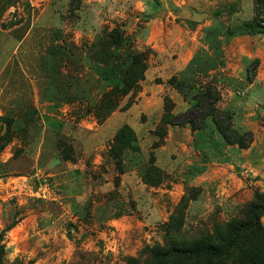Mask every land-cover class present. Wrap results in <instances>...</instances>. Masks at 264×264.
<instances>
[{
    "label": "rangeland",
    "instance_id": "rangeland-1",
    "mask_svg": "<svg viewBox=\"0 0 264 264\" xmlns=\"http://www.w3.org/2000/svg\"><path fill=\"white\" fill-rule=\"evenodd\" d=\"M41 1L0 0L4 264H154L156 246L221 244L229 225L248 217L255 193H264V35L226 41L224 53L211 59L213 65L204 67L195 80L200 93L208 86L217 88L220 110L228 106L235 111L230 128L245 140L251 134V166L236 162L232 168L245 176L247 186L225 200L220 180L212 182L210 193L202 192L184 183L190 171L161 151L155 163L163 170L162 182H143L154 147L148 133L143 136L146 149L140 147L141 134L129 130L136 138L131 148L118 157L109 153L111 146L121 144L96 130L101 124L98 112H107L106 104L115 111L134 105L142 92L141 65L132 75L134 89L124 86V77L134 55L145 57L149 66L154 52L124 23H81V11L91 18L92 9H82L78 0H50L48 6ZM229 2L214 0V10ZM237 2V11L223 13L214 23L219 33L223 28L216 25L237 19L264 22V0ZM206 11L202 23L214 17ZM120 27L129 41L116 48L112 33ZM220 73L223 86L218 83ZM147 117L142 123L122 114L112 126L129 123L137 132L152 127L155 142L164 141L165 121L155 116L148 122ZM232 159L238 160L236 154ZM217 173L231 180L225 169ZM261 220L264 224V215ZM168 264L209 261L171 259Z\"/></svg>",
    "mask_w": 264,
    "mask_h": 264
},
{
    "label": "crops",
    "instance_id": "crops-1",
    "mask_svg": "<svg viewBox=\"0 0 264 264\" xmlns=\"http://www.w3.org/2000/svg\"><path fill=\"white\" fill-rule=\"evenodd\" d=\"M78 1L81 2L82 9H92L89 11L91 18L85 11H81L85 14H80L81 23L89 20L94 23L105 22L111 25L124 23L125 28L131 30L132 33L135 32V37L143 46L149 47L154 52L152 54L154 58L149 63L145 79L141 82V97L128 109L115 111L96 128L102 136L110 137L112 141L123 126H131L129 123H125L118 129H113V123L122 114L127 115V118L133 117L134 120L142 123L147 122L143 121L145 115L149 118L148 122L155 116L161 121L166 97L171 98L174 102L173 112L175 114L184 113L190 109L198 100L196 95L199 92L196 87H199V84H196L195 80L204 67L213 65L211 59H215L216 56L218 58L221 53H224L227 41L226 30L228 25L233 22L216 25L217 28L222 26L223 30L220 33L214 28V23L220 21L218 19L220 16L215 15L214 0ZM237 1L232 0V2ZM49 2L50 0H42L41 4L48 6ZM35 4L34 1L33 5L35 6ZM206 10L214 13V19H206V23H202V17L207 12ZM138 22H140L139 25ZM219 23L221 22L217 24ZM221 64H224L223 57ZM224 69V67L221 68L222 71ZM213 71H215L213 68L210 69V72ZM223 75L220 73L219 86H223ZM172 78L175 79L173 83L170 81ZM176 84H180L179 88L176 87ZM216 85L218 86V84ZM228 108L227 106V110H233ZM131 127L135 133L141 134V149L147 145L146 138H143L144 133L150 135L153 141L152 145L155 143L154 135L150 134L152 127L146 132H137L133 126ZM251 149L252 146L241 148L237 144L226 142L210 117L199 129H193L189 123L169 126L164 142L155 148L154 152L155 156L161 151L165 153L166 157H171V161L178 160L180 166L187 168L186 172L190 171L185 175L184 183L201 187L202 192L210 193L209 187L212 182L220 180V186H224L226 200L232 197L237 190L247 186L245 176H238L232 168L237 167L236 162L238 165L251 166L247 161V155ZM234 154L240 161L232 162ZM160 159L162 156L158 160ZM243 162L245 163L243 164ZM193 168H197V170L192 171ZM222 169L229 172L228 177L231 180L217 173ZM196 202L197 200L192 201L191 204Z\"/></svg>",
    "mask_w": 264,
    "mask_h": 264
},
{
    "label": "trees",
    "instance_id": "trees-1",
    "mask_svg": "<svg viewBox=\"0 0 264 264\" xmlns=\"http://www.w3.org/2000/svg\"><path fill=\"white\" fill-rule=\"evenodd\" d=\"M257 2V0H255ZM238 3V2H237ZM236 2H231L224 8H218L215 11L216 16L223 13L228 15L237 11L238 6ZM2 27L6 24L2 23ZM116 40V48H119L125 41H129L125 36L123 28H115L112 33ZM240 35H264V22L250 19H238L231 22L226 30V40L230 41L232 38ZM133 64L131 69L124 77V86L128 89H134L131 85L134 74H137L138 67L141 65L143 76L141 80L145 79L148 68L145 57L138 54L133 57ZM144 62L142 63L141 61ZM174 78L170 81L173 83ZM180 85V84H179ZM176 84V87L179 88ZM110 94V91L105 94V97ZM197 102L186 112L175 114L174 102L169 97L165 98V110L161 121L167 124L165 136L168 133V127L174 125H185L187 123L193 129H199L205 125L206 119H212L216 129L223 135L226 142L230 144H237L241 148H248L252 142L251 134H247L248 140L241 135L237 130L230 128L229 121L231 115L234 114L231 110L222 111L216 106L219 100L217 88L215 86H208L203 92L196 95ZM135 103V102H134ZM133 104V103H132ZM128 105L122 110L128 109L132 106ZM107 112L103 113V109L98 112L99 121L102 124L105 122L116 110L115 106H108L106 104ZM134 132L131 126H123L113 138V143L120 141V145L111 146L110 154L118 157L124 149L131 148L136 138L133 134L128 135V131ZM158 135V134H157ZM164 141L155 142L153 144V151L150 153L145 171L142 174L143 182L151 185H159L163 180V170L155 163L156 156L154 149L159 147ZM152 159V160H151ZM156 164V165H155ZM256 201L251 203L248 210V217L243 221L235 222L229 225L226 236L222 239V243L215 245L211 242H195L189 246H172L164 248L156 246L153 249L154 264H168L171 259H187L198 260L206 259L209 264H264V224L262 223V216L264 215V193H255ZM5 233H0V264H4Z\"/></svg>",
    "mask_w": 264,
    "mask_h": 264
}]
</instances>
